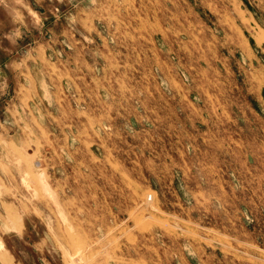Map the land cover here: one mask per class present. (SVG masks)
Returning <instances> with one entry per match:
<instances>
[{
	"label": "rangeland",
	"instance_id": "1",
	"mask_svg": "<svg viewBox=\"0 0 264 264\" xmlns=\"http://www.w3.org/2000/svg\"><path fill=\"white\" fill-rule=\"evenodd\" d=\"M10 232L23 264H264V0H0L2 264Z\"/></svg>",
	"mask_w": 264,
	"mask_h": 264
},
{
	"label": "crops",
	"instance_id": "2",
	"mask_svg": "<svg viewBox=\"0 0 264 264\" xmlns=\"http://www.w3.org/2000/svg\"><path fill=\"white\" fill-rule=\"evenodd\" d=\"M20 234L23 236V235H28V229L25 227V226H22V228L20 229ZM15 234H13L12 232L8 233L7 236L3 237V245H4V249L6 250L7 252V259H8V264H23L21 263L20 261H17L16 259V255H15V252H14V249L10 246L9 244V238L11 236H13ZM3 236V235H2ZM0 264H2L0 262Z\"/></svg>",
	"mask_w": 264,
	"mask_h": 264
},
{
	"label": "bare ground",
	"instance_id": "3",
	"mask_svg": "<svg viewBox=\"0 0 264 264\" xmlns=\"http://www.w3.org/2000/svg\"><path fill=\"white\" fill-rule=\"evenodd\" d=\"M86 117V116H85Z\"/></svg>",
	"mask_w": 264,
	"mask_h": 264
}]
</instances>
